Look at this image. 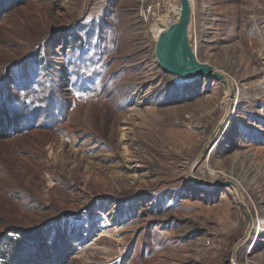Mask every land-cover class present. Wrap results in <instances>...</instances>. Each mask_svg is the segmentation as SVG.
Wrapping results in <instances>:
<instances>
[{
    "label": "rangeland",
    "instance_id": "1",
    "mask_svg": "<svg viewBox=\"0 0 264 264\" xmlns=\"http://www.w3.org/2000/svg\"><path fill=\"white\" fill-rule=\"evenodd\" d=\"M191 4L189 43L229 85L158 65L180 0H0V243L29 238L35 264H264V0Z\"/></svg>",
    "mask_w": 264,
    "mask_h": 264
},
{
    "label": "water",
    "instance_id": "2",
    "mask_svg": "<svg viewBox=\"0 0 264 264\" xmlns=\"http://www.w3.org/2000/svg\"><path fill=\"white\" fill-rule=\"evenodd\" d=\"M192 14L191 0H180V16L177 23L168 27L161 33L155 46V55L158 65L169 75L179 77L182 80H195L198 77H215L226 84L223 74L216 72L209 64L198 60L196 50L189 43V24ZM216 135L211 137L202 155L206 156L213 144ZM199 163H195L194 167ZM234 187L235 183L226 182ZM244 205V204H243ZM246 209V207L244 206ZM247 210V209H246ZM248 215H250L247 212ZM252 220V219H251Z\"/></svg>",
    "mask_w": 264,
    "mask_h": 264
},
{
    "label": "trees",
    "instance_id": "3",
    "mask_svg": "<svg viewBox=\"0 0 264 264\" xmlns=\"http://www.w3.org/2000/svg\"><path fill=\"white\" fill-rule=\"evenodd\" d=\"M29 239V238H28ZM19 240L11 243H0V264H35L31 256L24 259L22 256L25 249L28 247L32 240ZM28 241H30L28 243Z\"/></svg>",
    "mask_w": 264,
    "mask_h": 264
},
{
    "label": "bare ground",
    "instance_id": "4",
    "mask_svg": "<svg viewBox=\"0 0 264 264\" xmlns=\"http://www.w3.org/2000/svg\"><path fill=\"white\" fill-rule=\"evenodd\" d=\"M179 16H180V7L175 11V14H173V17L172 18H174L175 20L177 19V21L175 22V20H173V22H171V24L170 25H172V24H174V23H177L178 22V20H179ZM191 17H192V14H191ZM160 22V21H159ZM161 24H163L162 22H160ZM190 23H191V20H190ZM169 24V23H168ZM168 24H163L165 27H167L166 28V30L168 29V27L170 26H168ZM189 27H190V24H189ZM159 28V27H158ZM158 28H156V29H158ZM165 32V31H164ZM215 70V69H214ZM217 72V71H216ZM226 78V77H225ZM226 81H227V85H229V81H228V79L226 78ZM235 95V93H234V91H233V89H231V91H230V93H229V97H232V96H234ZM229 102L231 103V100H229ZM203 158H204V156L201 154V155H199V157H198V159H197V161H196V163H200V162H202V160H203ZM207 164V163H206ZM233 189L235 190L234 192H236L237 193V195L239 196V198L241 199L242 197H241V191H240V189H239V187L235 184V186L233 187ZM242 200V199H241ZM247 209V208H246ZM247 212L249 213V211H248V209H247ZM258 221V220H257ZM252 230H254V229H252L251 227L250 228H248L247 229V232H246V237H248L249 235H250V233H251V231ZM254 236V235H253Z\"/></svg>",
    "mask_w": 264,
    "mask_h": 264
},
{
    "label": "built area",
    "instance_id": "5",
    "mask_svg": "<svg viewBox=\"0 0 264 264\" xmlns=\"http://www.w3.org/2000/svg\"><path fill=\"white\" fill-rule=\"evenodd\" d=\"M145 13L147 14V18H150V17L153 18V17L157 16L158 11L155 10L153 7H148L147 11H145ZM143 15H144V13H143Z\"/></svg>",
    "mask_w": 264,
    "mask_h": 264
}]
</instances>
